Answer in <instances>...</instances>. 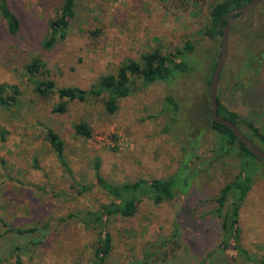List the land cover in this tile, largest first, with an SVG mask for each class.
I'll return each instance as SVG.
<instances>
[{
	"label": "rangeland",
	"instance_id": "obj_1",
	"mask_svg": "<svg viewBox=\"0 0 264 264\" xmlns=\"http://www.w3.org/2000/svg\"><path fill=\"white\" fill-rule=\"evenodd\" d=\"M220 1L78 0L68 36L47 49L50 22L63 0H9L21 28L10 34L0 17V82L17 84L21 95L15 106H0V217L14 229H39L6 234L0 221V264H15L17 245L23 264H92L96 233L84 218L111 202L96 185L97 161L113 183L169 177L176 183L172 200L146 198L135 215L110 216V264H141L147 257V264H251L223 250V210L217 211L216 201L242 169L252 186L240 209V242L264 257V159L244 154L237 142L229 146L209 124L206 79L220 57L222 37L203 32ZM187 42L192 51L184 48ZM154 50H181L179 59L190 68L146 86L135 78V91L118 100L114 113L101 96L71 101L57 112L60 96L34 89L51 79L59 88L89 90L123 62ZM37 57L45 67L31 74L26 66ZM218 96L264 133V3L231 29ZM82 120L93 129L89 138L75 132ZM49 129L64 142L70 172Z\"/></svg>",
	"mask_w": 264,
	"mask_h": 264
},
{
	"label": "trees",
	"instance_id": "obj_2",
	"mask_svg": "<svg viewBox=\"0 0 264 264\" xmlns=\"http://www.w3.org/2000/svg\"><path fill=\"white\" fill-rule=\"evenodd\" d=\"M252 0H222L213 4L210 10V24L204 30L203 34L210 36L213 39L223 35V25L226 24L227 18H224L232 10L242 7ZM78 0H63L61 10L57 17L50 22V33L45 41V48H52L57 42L65 39L68 36V29L71 20L76 15ZM262 2L261 4H263ZM0 17L6 22L10 34H16L21 28L19 17L12 11L9 0H0ZM233 28V27H232ZM192 51L194 46L187 42L185 47ZM181 50L175 53L165 54L160 50H154L144 54L141 60H127L121 64L116 74L109 73L102 75L94 88L89 90L80 87H57L54 80L46 79L34 83V89L37 93L44 97L52 94H58L63 100L55 107V111L64 112L67 110L69 102L74 100H86L89 97L101 96L104 100L105 108L108 112L114 113L118 109V100L127 97L135 91L133 88L135 78H140L142 85L146 86L156 81H166L173 76L175 69L188 70L190 67L187 62L179 59ZM217 59L212 65V73L207 77V83L210 80L213 71L216 67ZM45 67V62L42 58H34L26 66L28 72L36 74L41 72ZM21 89L17 84L0 82V106L11 108L19 102ZM175 101L172 95H169ZM219 97V96H218ZM178 105V103L175 101ZM179 109V106H178ZM219 111L226 118L234 121L242 130L241 122L245 120L247 130L244 133L254 142L258 138L264 143V133L255 124L254 120L243 119V117L232 110L226 108L219 98ZM210 127L220 136V139L229 143V146H235L236 142L243 149L244 154L254 155L246 148V145L241 142L226 125L215 121L209 117ZM75 132L77 135L91 137L93 129L91 125L82 120L75 124ZM48 137L51 141L56 153L59 156L61 163L65 169L70 172L68 162L64 155V142L59 134L52 129L48 130ZM256 143V142H255ZM257 144V143H256ZM258 158V157H257ZM96 185L107 192L111 198V202L103 204L96 211H88L84 221L96 233V243L94 245L92 264H110V256L114 249V241L112 233L109 229V220L111 215H121L124 217L133 216L138 211L139 205L146 198L152 199L155 203H161L165 200L175 198V180L169 178H139L135 181L124 182L121 184L113 183L106 179L100 170V162L96 165ZM243 169L236 175L234 180L225 184L220 190L216 201L218 202L217 211L223 212L222 235L223 240L221 246L223 250L232 249L235 251L236 258H239L245 263L264 264V257L257 258L250 254L248 250L240 242L241 225H240V209L245 196L252 186V176H243ZM85 190V188L83 189ZM81 192V191H80ZM227 206V208H226ZM215 212V211H213ZM0 221L6 227L5 233L16 232L23 235L27 232H35L39 229L38 226L32 229H14L8 222L0 217ZM22 246H15L13 252L17 254L15 264H23L21 255ZM148 257L141 264H147ZM235 264H239L235 263Z\"/></svg>",
	"mask_w": 264,
	"mask_h": 264
},
{
	"label": "water",
	"instance_id": "obj_3",
	"mask_svg": "<svg viewBox=\"0 0 264 264\" xmlns=\"http://www.w3.org/2000/svg\"><path fill=\"white\" fill-rule=\"evenodd\" d=\"M264 0H252L242 7L236 8L228 13L224 18H227L226 24L223 25L222 45L220 51V57L217 61L216 67L213 71L210 80V114L211 117L220 122L231 130H233L235 136L246 145V148L251 151L260 159H264V149L256 145L244 131L232 120L223 116L219 111V97H218V85L221 72L226 63L229 48V38L232 27L239 22L243 17L253 10L255 7L260 5Z\"/></svg>",
	"mask_w": 264,
	"mask_h": 264
}]
</instances>
